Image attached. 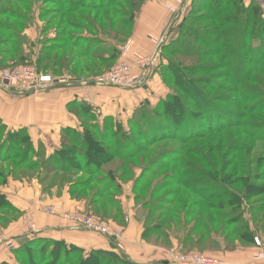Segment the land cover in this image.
I'll use <instances>...</instances> for the list:
<instances>
[{
	"label": "rangeland",
	"instance_id": "374dc122",
	"mask_svg": "<svg viewBox=\"0 0 264 264\" xmlns=\"http://www.w3.org/2000/svg\"><path fill=\"white\" fill-rule=\"evenodd\" d=\"M92 1L87 0V3ZM124 1H127L129 6L123 5ZM141 2L143 3L144 0H119L115 3L116 10L130 19L137 10L136 7L139 4L142 5ZM206 2V0L184 1L185 4L192 3L193 13L186 21L183 17L177 18L180 25L173 28L174 32L168 39V45L160 60V72L163 77L171 76L170 69L176 71L175 65L178 64L176 66L184 71L193 84H196L198 94H203V97H195V101L194 99L184 100L183 107H180L181 117H183L180 121L178 117H173L172 113L163 112V105H159L160 100L143 105L138 110L139 113L137 111L129 120L127 126L130 128H128L130 133H127L126 139L122 138L123 127L114 119L100 123H92L91 119L83 120V126H81L83 129H80L79 133H83L84 128H89L98 140L106 136L113 145L121 147L129 144L132 149L134 145L139 144L148 146L146 151L127 160L123 167H119V159H113L105 163L100 172L94 170L87 173L75 167H68L66 172H60V168L54 166L43 155L42 150L35 149L40 153L39 155L31 152L26 157L27 142L24 141L21 148L10 149L9 153L5 154L4 151L3 154L0 153V171L15 179L36 180L45 191L53 187L71 188L72 197L84 202L85 209L67 210L63 204L44 205L40 200L39 205L47 214H61L69 220L73 228L74 223L69 217L71 214L80 212L109 222L120 230L118 237L120 238L123 229L115 225L113 221L121 217L122 203L118 201V198L124 193L122 184H125L129 186L134 201L140 204L134 207L136 211H142L143 208L149 214L151 219L149 225L153 226L159 222L172 223L167 224L165 228L175 232V238H180L181 242L178 243V249L170 251L171 255L177 252L185 254L197 251L215 256L221 262L220 264H229L223 258L221 259L217 252L236 250L241 247L251 251L254 247L252 259L264 262V61H259L264 54V41L258 37L260 34L258 29L257 33L252 30L254 23L250 24L249 36L245 40L237 35L238 31L240 35L243 29L241 24L244 22L245 15L239 17L241 20L235 21L233 18L237 13L234 11V4L230 6V9H226V0L224 3L209 0L208 4L214 5L213 9H209ZM67 3L68 0H0V22L3 24L0 27V58L7 60L0 71L25 64L33 65L38 77L40 74H45L54 78L51 85L45 86L47 88L69 84L66 81L73 78L69 77L70 73L91 75L92 80H95L114 65L126 61L131 65L133 76H135L132 86L143 82L142 78L146 72L152 70L150 62L143 68H139L135 58L132 61L120 59L118 63L115 60L104 64L100 62V59L94 57L95 48L100 47L113 54L112 46L103 45L99 39L83 36L85 30L92 33L94 30L99 32L86 22H91L99 11L82 9L80 12L64 14L61 7L67 6ZM139 9L140 7L136 13ZM32 12L39 15L45 23L44 28L49 29L53 34V39L47 40L46 44L59 45L55 51V54H59L58 65L50 63L51 67L45 68L44 64L47 60L43 63L15 62L17 58H15L14 50L18 43L16 37L26 23H31L28 16ZM2 13L4 16L1 15ZM11 13H16V16L10 15ZM212 16L214 19H211ZM60 19L64 20L61 25ZM254 19L253 16L252 22ZM69 20L78 23L77 27L71 26ZM226 22L227 25L224 26ZM100 24L104 28L102 33L115 40H119L120 35L127 34L130 28V24H122L118 30L108 29L105 23ZM178 26L183 27L181 32ZM46 35L44 33L43 37ZM61 35L67 36L70 45L60 41ZM94 35L97 34L94 33ZM216 38L220 40L214 42ZM226 41L231 42L228 44ZM76 45L84 50L91 48L93 53L91 52L90 56H84L80 54ZM184 48L189 49L187 56L171 53L172 49L183 51ZM31 49L37 48L32 45ZM156 52L157 54H153L155 58H152L158 67L159 46ZM226 54L228 56L223 58ZM101 55L104 54L101 53ZM143 55L150 56V53H143ZM11 57L14 58L13 62H9ZM73 61L77 63L69 71L66 66ZM95 63L100 65L97 66ZM164 82L168 86V94L176 92V85L169 81ZM8 87L19 95H27L21 94L15 85ZM207 100L209 108L206 106ZM201 106H206L208 109L203 110ZM118 124L122 129L117 126ZM210 127L214 128L213 131L207 130ZM116 129L121 130L117 132L118 136L113 134ZM0 131V150H2L3 142L7 143V138L12 131L2 128L1 123ZM69 135L77 137V134ZM153 137H157L156 142L148 145V141ZM162 137L167 139L159 141ZM79 139V141L83 140ZM70 145L71 143L66 144V146ZM180 155L183 156L180 162L173 163L172 158H180ZM25 158L33 164H38V167L28 170L23 166L18 169L17 166L27 160ZM154 159L157 160V165L150 164ZM159 162H162V165H159ZM110 171L115 176H110ZM78 181L83 182V187L76 185ZM194 190L199 193L206 192V196L202 199L192 192ZM218 195L221 197L214 198ZM209 202L216 204L218 208L208 207ZM2 213L12 214L10 209H5ZM21 221L26 225L25 230L28 228L27 225L32 224L37 228L34 215L30 211L23 213ZM129 222L130 218L126 217L124 223L129 224ZM1 224L3 223L0 222ZM5 226L3 224L0 228V240L10 237L3 230ZM235 228L239 231L243 230L245 236L234 234L232 230ZM188 231L192 232L191 238L183 243L184 235ZM200 236L202 241L198 243L197 239ZM212 236L214 242L211 240ZM256 238L260 240L261 246L256 243ZM150 240H153L152 242L158 240L159 244L166 242L162 236H159V239L152 237ZM24 246L31 252L32 261H28V256L24 257V252H21L19 257L15 255L13 261L7 262L8 264H61L67 252L74 255L70 256L69 262L63 264H82L83 253L67 247L60 249L64 254L61 255V261L57 262L54 259L57 245L49 238H37ZM111 259L114 261L113 264H122L113 257ZM107 260L108 256L105 263L109 261Z\"/></svg>",
	"mask_w": 264,
	"mask_h": 264
},
{
	"label": "crops",
	"instance_id": "0c3cea01",
	"mask_svg": "<svg viewBox=\"0 0 264 264\" xmlns=\"http://www.w3.org/2000/svg\"><path fill=\"white\" fill-rule=\"evenodd\" d=\"M184 1L144 0L133 21L127 23L130 24L129 31L125 35H120L119 40L110 39L100 28L92 27L99 30V32L94 30L97 35L87 30L83 32V36L99 39L103 45L112 46V50H116V54L113 55L110 51L102 49L104 55L98 52L94 56L103 64L113 60L118 63L120 59L132 61L143 53L157 54L159 46L158 67L155 63L156 68L146 72L142 78L143 82L127 88L101 86L92 80L91 75L70 73L69 77L73 78L67 81L69 84L54 85L25 96L19 95L8 86L0 85L1 124L8 131L25 130L34 149L42 150L46 158L62 148L66 129L77 131L83 129L81 126L84 119L90 118L93 123L114 119L124 130H128L127 123L143 105L158 102L169 93L160 72V60L168 45V39L174 32L173 28L180 25L177 18L183 17L185 20L191 10L192 3L185 4ZM253 1L264 5V0H244V3L250 5ZM28 17L31 23H26L20 34L21 55L24 61L38 62L48 46L47 40L53 39V34L44 28L45 23L39 15L32 12ZM44 33L47 34L45 37ZM32 45L37 49L32 50ZM96 50L100 51L101 48L98 47ZM75 63L77 62H69L66 68L71 71ZM122 186L124 193L118 198L122 203L121 217L113 221L115 225L122 227V236L112 239L96 232L74 229L69 220L61 214L50 215L43 211V207L39 205L40 201L44 205L63 204L67 210L85 209V203L74 199L68 186L61 189L53 187L45 191L36 180L8 176L0 181V194L5 196L15 212L3 230L13 238L16 248L36 238H49L81 248L87 253L93 250L111 251L133 264H173L170 251L178 249L179 240L171 234L168 243L159 244L158 240L152 242L153 240H150L152 237L159 239V233L150 239L145 238V230L149 225L148 214L143 208L142 211H136L134 207L140 204L134 201V197L132 198L129 186L125 184ZM26 211L33 213L37 232H26V227L21 221V216ZM126 217L130 218L129 224L124 223ZM254 249L252 247L250 251L241 247L217 253L229 264H264L252 259ZM14 256L13 250L0 248V264L12 262Z\"/></svg>",
	"mask_w": 264,
	"mask_h": 264
},
{
	"label": "trees",
	"instance_id": "16d2710c",
	"mask_svg": "<svg viewBox=\"0 0 264 264\" xmlns=\"http://www.w3.org/2000/svg\"><path fill=\"white\" fill-rule=\"evenodd\" d=\"M143 1V0H141ZM197 0H194V2H196ZM207 2V7L209 9H213V4L212 6H210L211 4H208L209 0H206ZM225 0H214V2L217 3H224ZM72 2V3H71ZM116 2H119V0H100L99 2H97L96 0H93L92 2H88L87 0H78V1H70L68 0L67 6H63L61 8L62 12L64 14H72L76 11L80 12L82 11V9H88L90 11H101V13H97L96 16L91 20V22L86 21L87 23H89V26H92L94 28H100L101 31L104 32V28L100 23H105L107 24V28L108 29H112L115 28L118 30V27H120L122 24H127L128 22H132L134 15L136 13V11L138 10V8L140 7L141 4H139V6L136 7L137 10L134 11V14L132 15V17L126 18V16L123 14L121 15L119 11L116 10ZM142 3V2H141ZM235 6V12L237 13L236 17H234L233 19H235V21L241 20L239 17L241 15H245V19L244 22L241 24L243 27L240 35L238 31V36L243 40L246 39V37H248L249 35V30H250V24L254 23V26L252 28V30L257 33V29L258 31H260V34L258 35L259 38L262 39V41H264V7L262 4H260L259 2L253 1L252 3H250V5H245L244 0H226V4L225 7L226 9H230V6L233 5ZM123 5H127L129 6L127 1L123 2ZM133 8V6H132ZM122 11V9H120ZM1 13V12H0ZM193 13V10H190L188 13V16H186L185 21L188 19V17ZM1 15L4 16V13H2ZM10 15L12 16H16V13H11ZM253 16L255 17V19L252 22V18ZM66 17V16H64ZM122 17V18H120ZM238 17V18H237ZM21 17H19L20 19ZM210 18V17H209ZM23 19V18H22ZM99 19L101 21H99ZM211 19H214V16H212ZM84 21V20H83ZM64 23L63 19H60V25ZM69 23L71 26L77 27L76 22L69 20ZM227 25V22L224 24V26ZM3 24H1L0 22V27H2ZM183 26V25H182ZM182 26H180V32L182 30ZM223 26V27H224ZM245 26H247L245 28ZM256 28V29H255ZM24 28H22L21 32L23 31ZM222 29V28H221ZM241 30V29H240ZM65 30H63L64 32ZM21 32L18 33L16 39L18 40V43L16 44L17 46L15 47L14 50V54L16 55L15 58H17L15 60V62H22L24 61L23 56L21 55V45H22V40H21ZM210 36V35H209ZM60 40L63 44H69L68 42V38L67 36L61 35L59 36ZM220 39L216 38L214 40L215 41H219ZM228 44L231 41H226ZM59 46V45H58ZM58 46H52L49 45L47 46L42 55L40 56V59L38 60V63H43L44 61L47 60V62L44 64V67H51L50 63H54L55 65L59 64V54H55V51L57 49ZM77 49L80 51V54L83 55H90L91 48H87V49H82L80 48L79 45H76ZM238 49H239V44L237 45ZM48 50V51H47ZM82 50V51H81ZM106 50V49H104ZM47 51L44 55V52ZM176 51V52H175ZM172 49L173 54L177 55V56H187V54L189 53V49L184 48L183 51H177ZM94 55L98 54V52L101 54L102 53V49L100 51L96 50L94 51ZM93 53V52H92ZM217 53H221V52H217ZM116 54V50H113V55ZM232 54V53H231ZM45 56V57H44ZM228 55L226 54L225 56H223V58H226ZM14 58L11 57V59H9V62H13ZM260 62L264 61V54L260 57L259 59ZM6 58H0V68L3 67L4 65H6ZM174 65V64H173ZM178 66V64H176ZM175 65V69L176 71H173L170 69L171 71V76L166 77L164 76L163 79L164 81H169L171 83H173L174 85H176V92H171L170 94H168L163 100H160L159 105L162 104L163 105V112H169L172 113V116L177 118L180 121L183 117H181V108L184 105V100L185 99H194L193 101H195V97L197 96H201L203 97V94H198V88L196 86V84L192 83L193 81L190 80L187 75L184 73V71L177 67ZM197 90V92H196ZM180 91V92H179ZM206 106H209V101H206ZM206 106H201L200 108L203 110H207ZM82 107V106H81ZM86 107V106H85ZM155 109V108H154ZM141 111V110H140ZM139 113V111H138ZM90 119V118H87ZM1 123V122H0ZM93 123V122H92ZM2 125V124H1ZM206 126V124H204ZM219 125V124H218ZM117 126L121 128V126L118 124ZM238 127H241V125H237ZM215 128V126H213ZM207 128V130H212L214 128ZM217 127V126H216ZM2 128H4V126L2 125ZM246 128V126L244 127V129ZM130 129V128H129ZM66 132L64 133V138H63V144H62V148L59 149L58 151L55 152L54 155L50 156L48 158L49 161H51L54 166H56L59 171H63L66 172L68 167H75L79 170H83L87 173L93 172L94 170L96 172H100L101 171V167L105 164L108 163L110 161H112L113 159H119L120 160V164L119 167H123L126 164V161L129 159H133L136 156L140 155L141 153H143L144 151L147 150L148 146H143V145H139L136 144L134 145V148L131 149V146L129 147V144H124L123 146L119 147L117 145H113L112 143L109 142V140L107 139L106 136H102L100 137L101 140L97 139V136L95 134L92 133V129L89 130V128H84L83 133H79L80 131L77 130H71V129H66ZM121 131L119 129H116V132H113V134H115V136L117 135V132ZM213 131V130H212ZM246 131V130H244ZM1 133V131H0ZM127 133L129 134V130H123L122 132V138L126 139ZM69 134H77V137H72ZM1 136V135H0ZM82 138V141H79ZM157 137H153L151 138L148 142V145H152L153 143H155ZM175 139V137H173ZM164 139H167L166 137H162L159 139V141H163ZM192 139V138H190ZM3 140V139H2ZM26 141L27 144H25V155L26 157H28L30 155L31 152L37 153V155H39L40 153L35 151L33 145L30 142V138L27 134V132L25 130H19L17 132H12L9 134L8 138H7V143L3 142V146H2V150H0V153L4 154L5 153H9L10 149L14 148H21V145L23 144V142ZM183 142V141H182ZM70 146H66V144H70ZM4 147V148H3ZM24 147V145L22 146ZM11 152V151H10ZM182 154V153H180ZM72 157V158H71ZM178 157H174L172 158L173 163L175 162H180V160L182 159V155ZM27 159V158H25ZM65 159L66 161L64 162ZM1 160V159H0ZM5 161V159H4ZM35 163V162H34ZM152 165H157V160L154 159L151 161ZM159 165H162V162H159ZM23 166H25L26 169L28 170H32L35 169L36 167H38V164H33L32 162H29L28 159L23 161L20 165L17 166V168H22ZM14 167H16L14 165ZM110 176H115V174L110 171L109 173ZM204 175V174H203ZM205 176V175H204ZM8 177L7 175H4L3 172L0 171V180L3 181L5 180V178ZM144 177V175H143ZM100 179V178H99ZM120 180V179H119ZM100 181V180H98ZM107 182V181H106ZM77 186H82L83 187V182H76ZM185 185V184H184ZM189 188V186H188ZM191 188V187H190ZM196 194H198L202 199L206 196V192H197V191H192ZM178 194V192H177ZM212 197V196H211ZM221 196H214V198H220ZM174 199V198H173ZM112 202V201H111ZM210 204H208V207L211 208H218V206L216 204H213L211 202H209ZM5 209H10L12 214H4L2 213V211H4ZM13 212H15V209L8 203V201L6 200L5 196L0 194V222H2L4 225H6L8 222H10ZM147 220L148 223L150 222V218H149V214L147 216ZM1 224L0 227L3 225ZM168 225H171L172 223L169 222L167 223ZM166 223H156L155 225H147V228L145 230V238L149 239L150 237H152L153 235H156L159 233V236H162L166 242H170V235H176V233L172 232L171 230H169L168 228H165L167 226ZM232 232L234 234H240L241 236H245V232L243 230L239 231L238 228H235L234 230H232ZM190 233H192L191 231H188L187 233H185L184 238H183V243L186 241H189L191 238ZM179 234V233H177ZM174 235V237H175ZM202 237H198L197 242H201ZM37 239V238H36ZM177 239L180 241V238L177 237ZM35 240V239H33ZM33 240L27 241L25 243H23L21 246H19V248H15L14 254L16 256H20L21 252L23 253L24 257L28 256V261H32L33 256L31 255V252L29 250H26L24 245H29ZM211 240L213 241V236L211 238ZM52 243L57 245L56 250L54 251V259L57 260V262L61 261V255H63L64 253H62V251L60 249H65V247L70 248V249H77L79 252L83 253V257L81 258V262L82 264H113L114 261H112L111 257L114 258V260H118L119 262H122V264H133L130 263L128 261H126L125 259H123L121 256L117 255L114 252L111 251H104V250H93L89 253L85 252V250L75 247V246H69L67 245L65 242L63 241H58V240H51ZM214 242V241H213ZM217 241L215 240V243ZM254 242V241H253ZM69 251V250H68ZM72 254L67 252L61 262V264L69 262L70 261V256ZM74 255V254H73ZM72 255V256H73ZM108 256V260L109 258L111 260H107L108 262L105 263V259L106 256ZM3 264H8L7 262H4Z\"/></svg>",
	"mask_w": 264,
	"mask_h": 264
},
{
	"label": "built area",
	"instance_id": "2783aa9c",
	"mask_svg": "<svg viewBox=\"0 0 264 264\" xmlns=\"http://www.w3.org/2000/svg\"><path fill=\"white\" fill-rule=\"evenodd\" d=\"M130 41H128L129 43ZM153 55L144 56L137 55L136 64L139 68L147 67L150 62L151 69L154 67ZM135 76H133L131 65L126 61H121L114 65L106 73L101 74L94 80L95 83L101 86L111 87H130L134 84ZM58 81V80H56ZM54 78L50 75L40 74L38 77L37 70L33 65H21L16 68L0 71V84L3 86L15 85L21 94L36 93L45 86L51 85ZM62 82V81H61ZM67 82V81H66ZM53 211V210H51ZM77 230H88L105 235L109 238H118L120 230L115 228L109 222L98 219L93 216H86L80 212L71 214L69 217ZM26 227V225L24 224ZM27 233L37 232L35 225H27ZM256 243L261 246L260 240L256 238ZM5 247L10 250L16 248V243L13 238H3L0 240V248ZM262 256V255H261ZM173 264H220L221 262L213 255L201 252H189L181 254V252L171 255Z\"/></svg>",
	"mask_w": 264,
	"mask_h": 264
}]
</instances>
